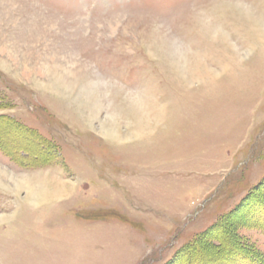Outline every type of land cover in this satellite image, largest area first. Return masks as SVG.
Listing matches in <instances>:
<instances>
[{
  "label": "rangeland",
  "instance_id": "obj_1",
  "mask_svg": "<svg viewBox=\"0 0 264 264\" xmlns=\"http://www.w3.org/2000/svg\"><path fill=\"white\" fill-rule=\"evenodd\" d=\"M0 264H264V0H0Z\"/></svg>",
  "mask_w": 264,
  "mask_h": 264
}]
</instances>
